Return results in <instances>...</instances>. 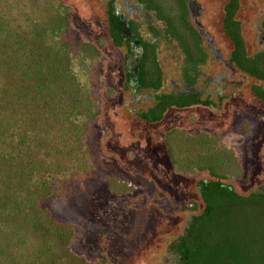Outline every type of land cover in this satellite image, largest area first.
Wrapping results in <instances>:
<instances>
[{"label": "trees", "instance_id": "trees-1", "mask_svg": "<svg viewBox=\"0 0 264 264\" xmlns=\"http://www.w3.org/2000/svg\"><path fill=\"white\" fill-rule=\"evenodd\" d=\"M238 7V0H228L223 27L240 62L246 59L233 22ZM68 13L60 0H0V264H109L76 254L75 229L40 207L58 195L61 184L93 170L85 133L98 114L89 71L99 53L82 42L73 57L62 39ZM164 109L145 118L157 120ZM164 145L176 174L210 177L198 183L203 211L172 247L177 264H247L234 250L224 251L228 242L221 240L224 229L216 216L233 206H264V199L251 202L225 184L243 173L233 149L219 137L182 131L168 133ZM108 182L111 193L132 190L116 178ZM186 210L196 213L198 206L181 212Z\"/></svg>", "mask_w": 264, "mask_h": 264}, {"label": "rangeland", "instance_id": "rangeland-1", "mask_svg": "<svg viewBox=\"0 0 264 264\" xmlns=\"http://www.w3.org/2000/svg\"><path fill=\"white\" fill-rule=\"evenodd\" d=\"M61 1L71 6L68 29L62 39L73 57L82 42L100 48L99 57L89 71L98 114L85 133L93 170L61 184L58 195L42 201L40 207L46 208L58 222L68 223L75 229L71 249L90 261L177 264L176 255L169 247L183 233L192 216L203 211L204 204L195 183L210 177L207 173L191 177L176 174L164 141L153 133V128L134 122L129 115L130 109L136 106L134 102L128 104L124 95L114 94L111 86L119 78V54L102 48L106 31L102 25V7H95L97 0ZM224 3L225 0H206L204 7L218 29ZM257 5L262 7L264 0H240L238 17L245 21L246 28L253 20ZM245 35H249L248 29ZM247 40L253 47V42ZM248 122L243 124L238 119L229 128H223L226 133L216 130L209 134L233 149L240 161L242 177L233 183L237 191L243 180H258L263 176L257 160L261 157L264 134L256 121ZM211 126L217 127L213 122ZM109 178L126 183L132 190L126 194L111 193ZM192 204H197L198 212H181ZM234 207L225 216L220 210L216 214L224 229L221 240L228 242L229 250L224 251L234 250L243 263H264L259 260H264V206L254 204L247 210ZM252 239H255L254 245H251ZM216 240L214 237L213 242Z\"/></svg>", "mask_w": 264, "mask_h": 264}, {"label": "flooded vegetation", "instance_id": "flooded-vegetation-1", "mask_svg": "<svg viewBox=\"0 0 264 264\" xmlns=\"http://www.w3.org/2000/svg\"><path fill=\"white\" fill-rule=\"evenodd\" d=\"M205 3L206 0H97L95 5L102 7L106 31L102 48L119 54V78L111 86L114 94L124 95L128 104L134 102L135 108L129 111L133 121L153 128L162 142L172 131L192 136L216 130L226 133L223 128L238 119L243 124L256 121L264 134V5L254 7L256 13L247 28L238 17L241 7L237 8L233 22L239 28L246 59L238 62L235 43L223 27L228 0L221 6L220 29L212 24ZM61 4L71 7L62 1ZM90 44L100 54V48ZM163 108L159 119L145 118L149 113L156 116ZM257 163L263 171L262 178L243 180L240 191L235 189V181L225 183L251 202L264 199V142ZM202 181L206 180L195 183L198 192ZM191 224L192 220L186 223L169 250L185 238Z\"/></svg>", "mask_w": 264, "mask_h": 264}]
</instances>
